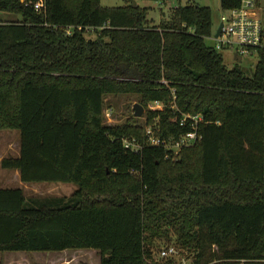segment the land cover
Here are the masks:
<instances>
[{
	"label": "trees",
	"instance_id": "1",
	"mask_svg": "<svg viewBox=\"0 0 264 264\" xmlns=\"http://www.w3.org/2000/svg\"><path fill=\"white\" fill-rule=\"evenodd\" d=\"M36 1L0 0L19 16L0 20V129L19 130V154L0 165L23 182L77 189L41 199L0 187V252L87 248L99 264H172L153 255L154 239H166L192 264H264V58L250 75L227 67L204 41L208 6H176L153 24L136 0ZM119 94L136 97L144 121L104 122L106 96ZM154 100L162 109H148ZM183 113L210 122L167 159L145 126L156 119L161 137H178L186 128L172 118Z\"/></svg>",
	"mask_w": 264,
	"mask_h": 264
},
{
	"label": "rangeland",
	"instance_id": "2",
	"mask_svg": "<svg viewBox=\"0 0 264 264\" xmlns=\"http://www.w3.org/2000/svg\"><path fill=\"white\" fill-rule=\"evenodd\" d=\"M141 7H147V19L150 23L158 24L162 19H167L170 11L176 6H182L194 3L202 6H208L212 10V30L213 34L220 24V16L222 8L220 0H136ZM103 6H120L125 0H100ZM19 18L17 14L1 12L0 20H12ZM213 34L205 38V43L209 46L215 44ZM86 37L94 38L96 32L87 31ZM223 56L224 63L227 67L240 65L245 72L250 75L256 63L254 55L243 56L241 60L234 58L231 49L219 50ZM106 104L103 109V120L106 124L115 125L123 124L134 118L133 105L136 97L132 94L107 95ZM144 112L140 116V121L145 119ZM142 117V118H141ZM19 140L18 129H0V150L8 149L10 155H14L18 150L17 143ZM12 147L11 151L10 148ZM0 169L2 167L0 166ZM7 170V169H3ZM12 172L11 170H7ZM0 187H20L24 190L27 198H48L53 196H69L77 189V185L73 182H23L19 177L4 176L0 172ZM153 255L156 259H160V251L170 246L174 247L175 252L165 258H172V264H192L193 253L181 249L171 240L154 239ZM70 258L68 261H65ZM0 264H99V254L94 249H65L63 251H4L0 252Z\"/></svg>",
	"mask_w": 264,
	"mask_h": 264
},
{
	"label": "built area",
	"instance_id": "3",
	"mask_svg": "<svg viewBox=\"0 0 264 264\" xmlns=\"http://www.w3.org/2000/svg\"><path fill=\"white\" fill-rule=\"evenodd\" d=\"M260 0H240L236 7L223 9L220 16V30L217 35L213 34L216 50L231 49L234 58L241 60L243 56L254 55L256 63L264 58V8L260 7ZM36 10L44 8V0L34 3ZM80 28V27H78ZM71 27L67 28L70 33ZM87 31H94L89 27ZM216 32V31H215ZM255 63V65H256ZM163 103L154 100L148 104L149 110L162 109ZM172 121L185 127L186 131L178 137H161L158 131L157 120L145 126V142L147 145L162 147L165 150V158L175 160L179 157L180 150L193 146L202 140V125L210 122L205 120L201 113H183L180 118L176 116ZM123 146L133 152H138L142 144L136 138H122ZM175 252L170 246L160 251L161 257H167Z\"/></svg>",
	"mask_w": 264,
	"mask_h": 264
},
{
	"label": "crops",
	"instance_id": "4",
	"mask_svg": "<svg viewBox=\"0 0 264 264\" xmlns=\"http://www.w3.org/2000/svg\"><path fill=\"white\" fill-rule=\"evenodd\" d=\"M18 145V150L16 151V153H14V155H12V156H17L18 154H19V140H18V142L17 143H14V144H11V145ZM11 149H12V147L10 148V151H11ZM9 148L8 149H2V150H0V162H1V159L3 158V157H5V156H8V155H10V153H9ZM1 166V165H0ZM3 169H6V168H3L2 167V169H0V172L4 175V176H10V175H12V176H14V177H19V172H18V170L17 169H7V170H11L12 172H8L7 170L5 171V170H3ZM96 251V250H95ZM70 258H67L65 261H68Z\"/></svg>",
	"mask_w": 264,
	"mask_h": 264
},
{
	"label": "water",
	"instance_id": "5",
	"mask_svg": "<svg viewBox=\"0 0 264 264\" xmlns=\"http://www.w3.org/2000/svg\"><path fill=\"white\" fill-rule=\"evenodd\" d=\"M259 3H260V7L264 8V0H260ZM220 26L221 25L219 24L218 28L216 29L215 35L218 34V32L220 30ZM133 111H134L135 117H140L142 115V113L144 112V107L141 104L135 102L133 105Z\"/></svg>",
	"mask_w": 264,
	"mask_h": 264
}]
</instances>
